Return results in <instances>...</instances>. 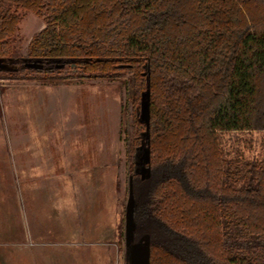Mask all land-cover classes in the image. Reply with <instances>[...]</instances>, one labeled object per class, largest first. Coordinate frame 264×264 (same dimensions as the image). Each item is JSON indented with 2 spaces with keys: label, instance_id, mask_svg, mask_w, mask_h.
<instances>
[{
  "label": "trees",
  "instance_id": "16d2710c",
  "mask_svg": "<svg viewBox=\"0 0 264 264\" xmlns=\"http://www.w3.org/2000/svg\"><path fill=\"white\" fill-rule=\"evenodd\" d=\"M25 11L46 24L28 47L45 68L20 70L128 76L136 239L150 234V264H264V157L228 158L219 136L264 130V0H0V58L18 57Z\"/></svg>",
  "mask_w": 264,
  "mask_h": 264
},
{
  "label": "rangeland",
  "instance_id": "374dc122",
  "mask_svg": "<svg viewBox=\"0 0 264 264\" xmlns=\"http://www.w3.org/2000/svg\"><path fill=\"white\" fill-rule=\"evenodd\" d=\"M44 27L24 13L18 57ZM21 67L0 72V264H127L128 76ZM219 136L228 158L264 157V130Z\"/></svg>",
  "mask_w": 264,
  "mask_h": 264
},
{
  "label": "water",
  "instance_id": "95a60500",
  "mask_svg": "<svg viewBox=\"0 0 264 264\" xmlns=\"http://www.w3.org/2000/svg\"><path fill=\"white\" fill-rule=\"evenodd\" d=\"M25 65L28 68L42 69L41 60L26 61ZM62 66V65H61ZM0 70L11 71L5 59L0 58ZM150 89L148 88L142 94L140 106V120L146 124L147 134L149 138L150 126ZM141 154L136 161L135 174L140 175L141 180H146L151 177V168L149 166L151 157L150 149L147 146L140 148ZM136 198L134 194V178L129 177V195L125 208V256L128 264H150L151 257V236L146 233L136 239L137 224L135 221Z\"/></svg>",
  "mask_w": 264,
  "mask_h": 264
},
{
  "label": "flooded vegetation",
  "instance_id": "af4514ba",
  "mask_svg": "<svg viewBox=\"0 0 264 264\" xmlns=\"http://www.w3.org/2000/svg\"><path fill=\"white\" fill-rule=\"evenodd\" d=\"M25 12H27V11H25ZM25 12H22V18H21V21H22V19H23V16H24V13ZM29 13H31V12H29ZM21 21H20V23H21ZM44 22V21H43ZM20 23H19V25H20ZM45 23V22H44ZM45 26H46V24H45ZM18 28H19V26H18ZM45 28V27H44ZM43 28V29H44ZM16 35V34H15ZM35 37V36H34ZM33 37V38H34ZM32 38V39H33ZM14 39H15V36H14ZM31 39V40H32ZM30 44V43H29ZM28 47H29V45H28ZM4 59V58H3ZM20 60H21V64H24V67H26L27 69H34V68H28L26 65H25V63H26V61H36V60H31V59H29L28 57L27 58H20V57H17V58H15V59H5V61H6V63L9 65V67H11V68H13L14 70H11V71H4V70H0V72H8V73H10V72H17L18 71V69H17V65L20 63ZM42 64H43V68L42 69H44L45 68V65H44V63H43V61H42ZM62 65V66H61ZM56 67L57 68H62V67H64V64H56ZM42 69H35V70H42ZM53 73H55V72H53ZM46 74V73H45ZM47 74H52V73H47ZM141 106V105H140ZM141 154V152H139V154L137 155V159H138V157H139V155ZM137 159H136V161H137ZM151 161V160H150ZM135 164H136V162H135ZM149 166H150V163H149ZM136 167L137 166H135V169H136ZM150 168H151V166H150ZM135 169H134V172H135ZM138 175V174H137ZM133 176V175H132ZM139 177H140V175H138ZM134 178V177H133ZM151 178V177H150ZM149 178V179H150ZM141 179V178H140ZM146 180H148V179H146ZM144 181V180H143ZM137 202V201H136ZM137 228H138V226H137ZM137 232H138V229L136 230V233H135V235H137ZM143 234H146V232L145 233H142V234H140L139 235V237L140 236H142ZM149 234V233H148Z\"/></svg>",
  "mask_w": 264,
  "mask_h": 264
}]
</instances>
